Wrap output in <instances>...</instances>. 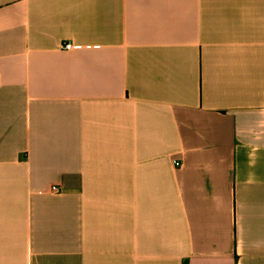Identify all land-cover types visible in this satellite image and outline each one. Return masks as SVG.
<instances>
[{"label":"crops","instance_id":"0c3cea01","mask_svg":"<svg viewBox=\"0 0 264 264\" xmlns=\"http://www.w3.org/2000/svg\"><path fill=\"white\" fill-rule=\"evenodd\" d=\"M0 264H264V0H0Z\"/></svg>","mask_w":264,"mask_h":264},{"label":"built area","instance_id":"2783aa9c","mask_svg":"<svg viewBox=\"0 0 264 264\" xmlns=\"http://www.w3.org/2000/svg\"><path fill=\"white\" fill-rule=\"evenodd\" d=\"M72 43H70V42H68V43H66L65 45H64V48L65 49H71L72 48ZM52 191L53 192H59L60 191V189H59V187H57V186H52Z\"/></svg>","mask_w":264,"mask_h":264}]
</instances>
